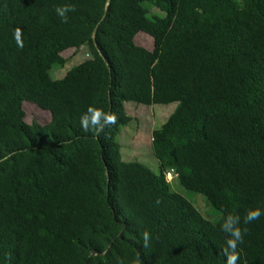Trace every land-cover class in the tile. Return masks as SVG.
<instances>
[{"label": "trees", "instance_id": "trees-1", "mask_svg": "<svg viewBox=\"0 0 264 264\" xmlns=\"http://www.w3.org/2000/svg\"><path fill=\"white\" fill-rule=\"evenodd\" d=\"M58 6L73 9L66 21ZM84 47L90 58L54 80ZM24 102L51 122L27 124ZM126 103L177 104L153 132L159 175L122 158ZM89 105L116 123L83 131ZM252 208L236 264H264V0H0V264H225L223 217Z\"/></svg>", "mask_w": 264, "mask_h": 264}, {"label": "rangeland", "instance_id": "rangeland-1", "mask_svg": "<svg viewBox=\"0 0 264 264\" xmlns=\"http://www.w3.org/2000/svg\"><path fill=\"white\" fill-rule=\"evenodd\" d=\"M147 7H150L147 4ZM153 14L160 15L161 12L155 8L150 10ZM136 45L149 51H153L155 43L153 38L145 33H139L135 38ZM67 60L64 68H53L51 77L54 80L62 79L67 72L90 58L88 50L84 47L79 50L70 49L62 54ZM25 122L27 124L39 123L48 125L51 122V114L44 111L33 103L24 102ZM177 104L143 106L134 103H126L125 109L132 121L124 128L118 137L121 154L124 161H138L148 166L156 175L160 173V165L153 154L152 137L155 130L160 129L168 118L173 114ZM171 179V177L169 178ZM170 182V181H169ZM172 192L180 195L213 224L219 220V213L210 207L203 195L197 194L183 188L176 178L171 181Z\"/></svg>", "mask_w": 264, "mask_h": 264}, {"label": "clouds", "instance_id": "clouds-1", "mask_svg": "<svg viewBox=\"0 0 264 264\" xmlns=\"http://www.w3.org/2000/svg\"><path fill=\"white\" fill-rule=\"evenodd\" d=\"M72 10L73 9L70 6H58L55 9L57 16L60 17L62 22L67 20L66 13ZM12 38L17 47L23 46L19 28L13 29ZM115 123V114L104 112L102 109L91 105L87 106L84 112H82L79 116L80 128L85 132L94 130L97 135H100L107 127L114 125ZM170 177L171 179H169ZM173 178H177V174L174 171H168L165 174V179L170 185ZM261 214L262 212L259 208H252L246 211L243 216V220H241L240 216L231 214L223 217L220 228L221 231L225 233L227 239L225 241L226 246L221 248V252L226 257L225 264H236L237 262V245L243 240L242 229L240 227L241 223H251L252 221L258 219ZM243 232H246V229H244ZM141 240L142 245L147 247L149 242V233L144 232L141 236ZM119 264H123V262H119ZM136 264H140V261L137 260Z\"/></svg>", "mask_w": 264, "mask_h": 264}, {"label": "water", "instance_id": "water-1", "mask_svg": "<svg viewBox=\"0 0 264 264\" xmlns=\"http://www.w3.org/2000/svg\"><path fill=\"white\" fill-rule=\"evenodd\" d=\"M110 1H111V0H108V3H110ZM98 26H99V25H98ZM98 26H97V27H98ZM96 32H97V28H96V30H95V33H96ZM94 255H97V253L92 252V256H94Z\"/></svg>", "mask_w": 264, "mask_h": 264}]
</instances>
